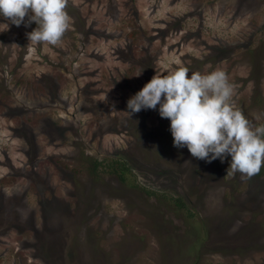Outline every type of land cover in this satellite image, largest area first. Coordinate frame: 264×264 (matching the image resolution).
<instances>
[{"label": "rangeland", "instance_id": "374dc122", "mask_svg": "<svg viewBox=\"0 0 264 264\" xmlns=\"http://www.w3.org/2000/svg\"><path fill=\"white\" fill-rule=\"evenodd\" d=\"M66 10L58 46L0 16V264H264V166L226 176L231 156L175 147L159 105L126 112L156 74L223 70L235 106L264 124V0ZM115 156L135 176L94 171Z\"/></svg>", "mask_w": 264, "mask_h": 264}, {"label": "clouds", "instance_id": "9594fccd", "mask_svg": "<svg viewBox=\"0 0 264 264\" xmlns=\"http://www.w3.org/2000/svg\"><path fill=\"white\" fill-rule=\"evenodd\" d=\"M67 5L68 0H0V16L17 27L35 22L37 27L26 33L29 44L58 46L71 26ZM233 95L234 85L223 70L177 67L153 76L128 100L126 112L132 116L159 105L160 116L171 121L175 147L186 146L194 158L208 163L230 155L226 176L251 179L264 166V124L237 108Z\"/></svg>", "mask_w": 264, "mask_h": 264}, {"label": "trees", "instance_id": "16d2710c", "mask_svg": "<svg viewBox=\"0 0 264 264\" xmlns=\"http://www.w3.org/2000/svg\"><path fill=\"white\" fill-rule=\"evenodd\" d=\"M93 166L95 172H104L103 169H105L107 172L116 175L123 181L129 176H135L133 175L132 166L126 160H121L120 158H116V156L110 161L106 159H103L102 161L95 160ZM99 166L103 169L97 170ZM148 193L151 195L154 194L153 191H148ZM176 203L180 206H185L181 199H177ZM189 214L192 216V213Z\"/></svg>", "mask_w": 264, "mask_h": 264}]
</instances>
